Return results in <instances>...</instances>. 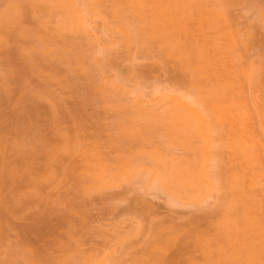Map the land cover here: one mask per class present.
I'll return each instance as SVG.
<instances>
[{
    "label": "rangeland",
    "instance_id": "374dc122",
    "mask_svg": "<svg viewBox=\"0 0 264 264\" xmlns=\"http://www.w3.org/2000/svg\"><path fill=\"white\" fill-rule=\"evenodd\" d=\"M103 1L0 0V264H264V0Z\"/></svg>",
    "mask_w": 264,
    "mask_h": 264
},
{
    "label": "bare ground",
    "instance_id": "6f19581e",
    "mask_svg": "<svg viewBox=\"0 0 264 264\" xmlns=\"http://www.w3.org/2000/svg\"><path fill=\"white\" fill-rule=\"evenodd\" d=\"M28 1V0H27ZM71 1V0H70ZM100 1V0H99ZM103 1V0H102ZM49 2V1H48ZM86 2V1H85ZM104 2V1H103ZM69 3V2H68ZM72 3H73V1H72ZM82 3V2H81ZM81 3H80V5H81ZM2 4V3H1ZM4 4V3H3ZM79 5V4H78ZM22 6H23V4H22ZM29 6V5H28ZM86 6H88V5H85V7ZM25 7V6H24ZM82 8V7H81ZM87 8V7H86ZM86 8H85V10H86ZM83 9V8H82ZM82 9H80L78 6H76V3H74V12L76 13V15H77V19L76 20H78L81 24L83 23V19H84V16H83V12H82ZM23 10V9H22ZM26 11H28V10H26L25 9V12ZM62 11H64V10H62ZM93 12V11H92ZM31 13V12H30ZM37 13V12H36ZM53 13V12H52ZM12 14V13H11ZM21 14V13H20ZM25 14V13H24ZM47 14V13H46ZM70 14V13H69ZM94 14H96V13H94ZM227 14V13H226ZM13 15V14H12ZM48 15V14H47ZM56 15V14H55ZM63 15V14H62ZM53 16H54V14H53ZM52 16V17H53ZM51 17V18H52ZM74 17V16H73ZM96 17V16H95ZM37 18V17H36ZM44 18V17H43ZM50 18V19H51ZM70 18V17H69ZM62 19V18H61ZM54 20V19H53ZM23 21V20H22ZM36 20L34 19V22H35ZM94 21V20H93ZM32 22V21H31ZM54 22V21H53ZM78 23V22H77ZM104 24V23H103ZM5 25V24H4ZM15 25H17V24H15ZM91 25V24H90ZM12 27V26H11ZM15 27H17V26H15ZM96 27V26H95ZM10 28V27H9ZM18 28V27H17ZM20 28V27H19ZM98 28V27H97ZM107 28V27H106ZM30 30H31V28H30ZM94 30V29H93ZM96 30L97 29H95V32H96ZM103 31V30H102ZM2 32V31H1ZM97 32H99L98 30H97ZM114 32H116V31H114ZM10 33V32H9ZM25 33H26V31H25ZM29 33V32H28ZM68 33V32H67ZM119 33V32H118ZM117 33V34H118ZM93 33H91V34H89V35H92ZM105 34H106V32H105ZM8 35V34H7ZM83 35V34H82ZM107 35V34H106ZM15 36V35H14ZM35 36V35H34ZM67 36H69L70 37V34L68 35L67 34ZM75 36V35H74ZM101 36V35H100ZM114 36V35H113ZM71 37H72V35H71ZM77 38L79 37L78 35L76 36ZM108 37V36H107ZM135 37V36H134ZM30 38V37H29ZM28 38V39H29ZM73 38H75V37H73ZM82 38V37H81ZM103 38V37H102ZM10 39V38H9ZM14 39H16V38H14ZM63 39V38H62ZM100 39V38H99ZM105 39H107V38H104V39H101V40H105ZM12 40V39H11ZM24 40H25V38H24ZM23 40V41H24ZM27 40V39H26ZM50 40V39H49ZM32 41V40H31ZM68 41V40H67ZM83 41H84V39H83ZM88 41V40H87ZM94 41V40H93ZM12 42H13V40H12ZM30 42V41H29ZM35 42V41H34ZM33 42V43H34ZM51 42L52 41H50V44H51ZM77 42V41H76ZM103 42H105V41H103ZM135 42H136V40H135ZM147 42V41H146ZM14 43V42H13ZM16 43V42H15ZM22 43V42H21ZM74 43V42H73ZM149 43V42H148ZM147 43V44H148ZM71 44V43H70ZM118 44V43H117ZM122 44H124V43H122ZM14 45H16V44H14ZM33 45V44H32ZM36 45V44H35ZM35 45H33V46H35ZM93 45H95V43L93 44ZM105 45V44H104ZM107 45V44H106ZM38 46V45H37ZM36 46V47H37ZM69 46V45H68ZM72 46V45H71ZM97 46V45H96ZM102 46V45H101ZM118 46V45H117ZM56 47V46H55ZM103 47H105V46H103ZM42 48V47H41ZM54 48V47H53ZM80 48V47H79ZM93 48V47H92ZM122 48V47H121ZM57 49V48H56ZM128 49H130V48H128ZM75 50V49H74ZM82 50V49H81ZM72 51V50H71ZM129 51V50H128ZM15 52V51H14ZM56 52V51H55ZM82 52H84V51H82ZM130 52V51H129ZM16 53V52H15ZM67 53H69L68 52V50H67ZM126 53V52H125ZM132 53V52H131ZM130 53V54H131ZM38 54V53H37ZM82 54V53H81ZM133 54V53H132ZM35 55V54H34ZM42 55H43V53H42ZM45 55V54H44ZM52 55H54L53 53H52ZM68 55V54H67ZM66 55V56H67ZM72 54H70V56H71ZM31 56V55H30ZM55 56V55H54ZM64 56V55H63ZM65 56V57H66ZM69 56V55H68ZM31 57H33V55L31 56ZM65 57H63L62 59H64ZM129 57V56H128ZM131 57V56H130ZM34 58V57H33ZM56 58V57H55ZM72 58V57H71ZM32 59V58H31ZM60 59V58H59ZM58 59V61L60 62V60ZM131 59V58H130ZM65 60V59H64ZM63 60V61H64ZM68 62L70 61L71 62V60H67ZM132 61V60H131ZM84 63H87V62H84ZM72 64H74L73 62H72ZM87 66V65H86ZM52 70H55V69H52ZM75 69H73V71H74ZM77 70V69H76ZM86 70H87V68H86ZM65 71V70H64ZM90 71V70H89ZM99 71V70H98ZM69 72V71H68ZM85 72V71H84ZM246 72V71H245ZM53 73L54 72H52V75H53ZM99 73V72H98ZM41 76H42V74H40ZM39 75V76H40ZM55 75V74H54ZM53 75V76H54ZM81 75V74H80ZM86 75L88 76V74H87V72H86ZM86 75H84L85 77H86ZM83 76V75H82ZM99 76H100V74H99ZM43 77H45V76H43ZM91 77V76H90ZM67 78V77H66ZM84 78V77H83ZM88 79H89V77H88ZM63 80V83H65L64 82V80H66L65 78H63L62 79ZM86 80H87V77H86ZM85 80V81H86ZM95 80V79H94ZM114 80H115V78H114ZM69 81V80H68ZM88 81V80H87ZM117 81V80H116ZM115 81V82H116ZM86 83V82H85ZM89 84V83H88ZM91 84V83H90ZM94 84V83H93ZM55 85V84H54ZM116 85H119V83H117ZM92 88V87H91ZM164 88V87H163ZM68 89V88H67ZM166 89V88H165ZM191 89V88H190ZM109 90V89H108ZM163 90V89H162ZM178 91V90H177ZM119 92V91H118ZM185 92V91H184ZM183 91H182V93H184ZM192 92V91H191ZM188 93V92H187ZM166 94V93H165ZM185 94V93H184ZM194 94V93H193ZM190 95V94H189ZM99 96V95H98ZM105 97V96H104ZM188 97V96H187ZM173 98V97H172ZM189 98V97H188ZM175 99V98H174ZM108 101V100H107ZM198 101V100H197ZM150 102V101H149ZM177 102H178V104L182 107V108H184L185 109V111H186V116H188V117H186L185 118V121H187L189 124H193V126L196 128V131H197V133L201 136V137H203L204 139L206 138V141H207V139L209 140L210 139V134H209V132H208V130H207V127L208 126H206V116H204L198 109H196L195 107H194V105L192 104V103H190L189 101H185V100H182V99H177ZM196 103V102H195ZM199 103V102H198ZM201 104V103H200ZM149 105V104H148ZM159 106V105H158ZM204 106V105H203ZM145 107V106H144ZM159 108V107H158ZM205 108V107H204ZM207 112H209V110L207 111ZM142 114V113H141ZM165 114V113H164ZM209 114V113H208ZM142 115H144V114H142ZM166 116V115H165ZM211 116V115H210ZM141 117V116H140ZM208 119V118H207ZM212 119V118H211ZM155 120H157V119H155ZM213 121H215V120H213ZM210 122V121H209ZM211 123H212V121H211ZM148 124V123H147ZM213 124V123H212ZM211 124V125H212ZM153 125V124H152ZM208 125H209V123H208ZM149 126V125H148ZM212 127V126H211ZM186 133H188V131L186 132ZM190 133H191V131H190ZM212 135V134H211ZM213 138V137H212ZM188 139V138H187ZM214 142V141H213ZM197 143H199V142H197ZM206 143V142H205ZM206 145H208V144H206ZM187 149V148H186ZM212 150V149H211ZM210 151V150H209ZM190 153V152H189ZM206 154V153H205ZM190 157V156H189ZM206 157V156H205ZM194 161V160H193ZM210 176V175H209ZM212 178V177H211ZM198 181H200L202 184H204V185H206L207 186V188H209L210 186H212L211 185V183H210V181L208 180V178L204 175V174H202V175H200V177H198Z\"/></svg>",
    "mask_w": 264,
    "mask_h": 264
}]
</instances>
